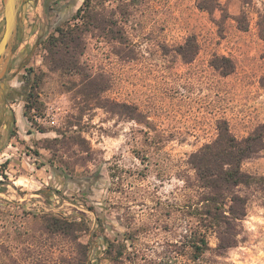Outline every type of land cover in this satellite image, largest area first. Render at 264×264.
<instances>
[{"label":"rangeland","instance_id":"rangeland-1","mask_svg":"<svg viewBox=\"0 0 264 264\" xmlns=\"http://www.w3.org/2000/svg\"><path fill=\"white\" fill-rule=\"evenodd\" d=\"M52 1L23 0L22 39L12 42L37 81L11 110L0 150V264H174L163 257L202 193L191 155L217 138L220 121L238 138L264 129V0H85L79 16L62 7L70 0ZM244 11L246 32L234 20ZM57 25L86 30L84 76L50 68ZM189 38L199 50L187 63L178 51ZM216 57L233 73L216 69ZM243 170L264 177V152ZM244 193L245 241L219 264H264V194ZM55 218L76 225L57 232Z\"/></svg>","mask_w":264,"mask_h":264},{"label":"trees","instance_id":"trees-1","mask_svg":"<svg viewBox=\"0 0 264 264\" xmlns=\"http://www.w3.org/2000/svg\"><path fill=\"white\" fill-rule=\"evenodd\" d=\"M242 1L245 6L253 4V0ZM216 4L222 7L220 2ZM201 8L210 11L204 6ZM81 12L82 8L79 9L77 16ZM44 14L48 20L51 13L45 10ZM89 18L94 19L92 16ZM234 20L240 30L245 32L250 30L251 19L246 11ZM86 22L87 25L90 24L88 19ZM257 28L260 38L264 41L263 14H259ZM55 31L58 36H50L47 42L49 55L46 59L50 68L84 76L80 68V56L83 55L86 30L77 26L66 29L57 25ZM198 50L197 41L189 38L185 45L179 48L178 53L185 62L190 63L196 59ZM218 60L219 58L216 57L213 65L224 76L233 73L234 65L229 59L224 57L221 62ZM29 74L33 82L29 86L26 97L37 81L32 70ZM83 96L95 101L101 100L93 90L85 92ZM29 97L32 98L33 95ZM121 106L130 108L127 104ZM27 114L26 110L25 115ZM129 117L135 119L133 114ZM263 152L264 129L262 127L256 128L247 137L238 138L227 121L218 123L217 138L193 153L189 161L197 174L202 190L200 199L189 214L194 221L193 223L192 220L189 221L181 242L170 244L171 250L163 257V261L174 264H219L220 259L226 257L230 250L237 248L245 241L244 221L248 216L250 197L244 193V189H253L264 194V177L245 172L243 165L246 161L259 157ZM75 225V222H69L67 219L55 218L51 226L57 232L67 233L73 230ZM210 234L214 235L218 241L216 247L211 246ZM107 244L110 248L111 244L108 241ZM209 255L211 258L208 257ZM180 257H185V260L180 261Z\"/></svg>","mask_w":264,"mask_h":264},{"label":"flooded vegetation","instance_id":"flooded-vegetation-1","mask_svg":"<svg viewBox=\"0 0 264 264\" xmlns=\"http://www.w3.org/2000/svg\"><path fill=\"white\" fill-rule=\"evenodd\" d=\"M58 0H53L52 2H56ZM51 2V0H50ZM50 2L45 3V10L48 11V13H52L50 11V8H53V3L51 6H48ZM61 2V0L59 1ZM85 0H70L68 3L63 4V8H67V6H71L72 8H81V6L84 4ZM23 3V0L21 2V5ZM51 4V3H50ZM79 5V7H76ZM19 24H20V14H19ZM19 25L17 28L16 35L13 39V42L15 41L16 38H18V42H21V38H19L20 34V29ZM20 45V44H19ZM23 47L22 46H17L15 48L12 47L10 57L8 56V66H7V77L9 78V82L15 83L16 85L10 88L9 96L13 95V99L15 100L16 98H23L26 97L27 91L29 89V86L32 84V78L29 73H23V69L25 67H28L29 64L27 61H23V56L26 51H22ZM20 52V53H19ZM22 52V53H21ZM6 55H9L8 52ZM7 59V57H6ZM6 63H4L5 65ZM7 65V64H6ZM12 86V85H11ZM8 96V97H9ZM9 135L11 136V129L9 131Z\"/></svg>","mask_w":264,"mask_h":264},{"label":"crops","instance_id":"crops-1","mask_svg":"<svg viewBox=\"0 0 264 264\" xmlns=\"http://www.w3.org/2000/svg\"><path fill=\"white\" fill-rule=\"evenodd\" d=\"M4 10L5 0H0V33L3 31V29H5ZM1 37L2 36H0V39ZM11 49L12 44L10 50L6 51V53L8 52L9 55H6L5 53V55L0 59V150L4 145H6L8 139L10 138L9 131L11 126L9 125V122H11V118H14L11 110L18 101L17 98L12 100L13 95L9 96L10 88L13 87V85H16L15 83L9 82V78L7 77V66L9 63L8 56L10 57ZM3 61H5L7 65H3Z\"/></svg>","mask_w":264,"mask_h":264},{"label":"water","instance_id":"water-1","mask_svg":"<svg viewBox=\"0 0 264 264\" xmlns=\"http://www.w3.org/2000/svg\"><path fill=\"white\" fill-rule=\"evenodd\" d=\"M22 0H5V29L0 39V59L10 50L19 25V14Z\"/></svg>","mask_w":264,"mask_h":264}]
</instances>
